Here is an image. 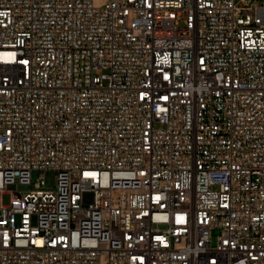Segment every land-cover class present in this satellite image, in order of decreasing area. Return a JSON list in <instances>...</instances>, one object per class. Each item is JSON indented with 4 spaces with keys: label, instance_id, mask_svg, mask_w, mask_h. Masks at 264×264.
Here are the masks:
<instances>
[{
    "label": "built area",
    "instance_id": "built-area-1",
    "mask_svg": "<svg viewBox=\"0 0 264 264\" xmlns=\"http://www.w3.org/2000/svg\"><path fill=\"white\" fill-rule=\"evenodd\" d=\"M0 264H264V3L0 0Z\"/></svg>",
    "mask_w": 264,
    "mask_h": 264
},
{
    "label": "rangeland",
    "instance_id": "rangeland-1",
    "mask_svg": "<svg viewBox=\"0 0 264 264\" xmlns=\"http://www.w3.org/2000/svg\"><path fill=\"white\" fill-rule=\"evenodd\" d=\"M99 1V0H98ZM102 1V0H100ZM258 3H264V0H255ZM242 4V3H241ZM39 176H40V172L35 170L33 172V182H37L39 180ZM56 178H57V174L56 171L54 170H47L45 172V176H44V185L43 187L45 188H54L56 185ZM32 187H34V184L32 185ZM10 194L6 193L4 194V203L8 204L10 202Z\"/></svg>",
    "mask_w": 264,
    "mask_h": 264
},
{
    "label": "bare ground",
    "instance_id": "bare-ground-1",
    "mask_svg": "<svg viewBox=\"0 0 264 264\" xmlns=\"http://www.w3.org/2000/svg\"><path fill=\"white\" fill-rule=\"evenodd\" d=\"M98 1V0H97ZM103 1V0H102ZM98 2H101L100 0Z\"/></svg>",
    "mask_w": 264,
    "mask_h": 264
}]
</instances>
